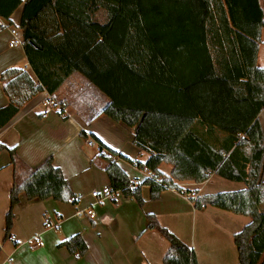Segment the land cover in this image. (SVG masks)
I'll use <instances>...</instances> for the list:
<instances>
[{"label": "trees", "instance_id": "16d2710c", "mask_svg": "<svg viewBox=\"0 0 264 264\" xmlns=\"http://www.w3.org/2000/svg\"><path fill=\"white\" fill-rule=\"evenodd\" d=\"M22 5V47L36 81L23 69L0 74L8 98L0 108V129L41 92L54 94L74 73L80 74L109 100L102 114L133 131V145L147 154L133 162L112 151L93 135L106 167L108 188L133 198L139 208L141 187L149 200L176 181L205 182L215 175L242 183L244 190L198 197L206 206L246 216L250 223L233 236L237 264H264V69L257 51L264 28L259 0H0V19ZM15 164V149L0 144ZM114 158V159H113ZM151 173L133 186L116 160ZM161 164L171 166L164 176ZM43 179L51 199L67 203L75 197L51 157L10 192L3 242L13 241V206L26 185ZM147 230L169 244L163 264H198L191 248L145 215ZM17 245V242H13ZM77 259L87 253L80 234L59 241ZM1 251V246H0Z\"/></svg>", "mask_w": 264, "mask_h": 264}, {"label": "crops", "instance_id": "0c3cea01", "mask_svg": "<svg viewBox=\"0 0 264 264\" xmlns=\"http://www.w3.org/2000/svg\"><path fill=\"white\" fill-rule=\"evenodd\" d=\"M21 11L22 5L11 14L10 27L0 19V74L18 68L36 81L22 47ZM257 66L264 69V28ZM3 86L0 80V108L8 103ZM108 103L97 88L74 73L54 94L34 96L0 129V144L15 149V164L7 151L0 152V264H163L169 244L156 230L146 229V214H153L162 227L191 248L198 264H237L233 236L250 219L211 206L196 210L192 200L244 190L242 183L212 173L201 184L176 181L179 190H165L157 201H150L149 187L142 186V209L133 198L121 194L95 203L90 194L95 191L102 196L108 179L106 164L98 156V143L91 135L133 162L143 163L147 158L133 145L132 129L101 113ZM259 121L264 132V109ZM49 157L78 197L76 205L51 199L43 179L24 186L12 210L13 241L3 242L13 185L24 182ZM116 162L131 182L138 185L147 178L133 164L120 159ZM159 170L168 177L171 166L161 164ZM87 208L94 211L95 219L75 216L76 209ZM77 233L87 246V253L79 259L57 248L59 241Z\"/></svg>", "mask_w": 264, "mask_h": 264}, {"label": "built area", "instance_id": "2783aa9c", "mask_svg": "<svg viewBox=\"0 0 264 264\" xmlns=\"http://www.w3.org/2000/svg\"><path fill=\"white\" fill-rule=\"evenodd\" d=\"M99 154H107V151L105 149H101L98 152ZM114 159V158H113ZM141 170V169H140ZM144 171V173L146 174L147 178L151 177V173L147 170L144 169L142 170ZM133 186L135 187L137 184L133 183ZM259 184L264 186V172L263 174H261L260 178H259ZM118 194H120L119 192H112L108 187L103 188L102 190V196H100V194L98 192H92L90 194V196L95 200V203L98 204L100 201H102L103 199L109 198V199H114ZM78 197H73L70 200H68V204H71L73 206L76 205ZM75 216L77 218H88L90 220L95 219V213L91 208H87V209H76L75 212ZM39 246H42L41 242H38Z\"/></svg>", "mask_w": 264, "mask_h": 264}, {"label": "rangeland", "instance_id": "374dc122", "mask_svg": "<svg viewBox=\"0 0 264 264\" xmlns=\"http://www.w3.org/2000/svg\"><path fill=\"white\" fill-rule=\"evenodd\" d=\"M259 2H260V6L263 8V10H264V0H259ZM261 211L262 212H264V205H262V207H261Z\"/></svg>", "mask_w": 264, "mask_h": 264}]
</instances>
